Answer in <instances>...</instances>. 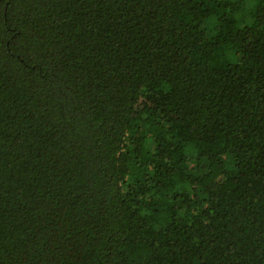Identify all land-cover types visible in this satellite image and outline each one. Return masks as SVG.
Returning <instances> with one entry per match:
<instances>
[{
  "label": "trees",
  "instance_id": "obj_1",
  "mask_svg": "<svg viewBox=\"0 0 264 264\" xmlns=\"http://www.w3.org/2000/svg\"><path fill=\"white\" fill-rule=\"evenodd\" d=\"M0 264H264V0H0Z\"/></svg>",
  "mask_w": 264,
  "mask_h": 264
}]
</instances>
